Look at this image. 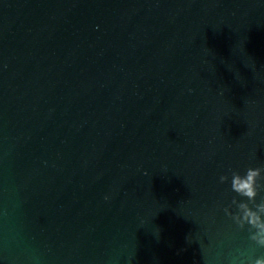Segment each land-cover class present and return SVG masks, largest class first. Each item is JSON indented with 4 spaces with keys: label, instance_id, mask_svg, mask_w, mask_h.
Returning <instances> with one entry per match:
<instances>
[{
    "label": "water",
    "instance_id": "1",
    "mask_svg": "<svg viewBox=\"0 0 264 264\" xmlns=\"http://www.w3.org/2000/svg\"><path fill=\"white\" fill-rule=\"evenodd\" d=\"M250 167L264 0H0V264H250Z\"/></svg>",
    "mask_w": 264,
    "mask_h": 264
},
{
    "label": "clouds",
    "instance_id": "2",
    "mask_svg": "<svg viewBox=\"0 0 264 264\" xmlns=\"http://www.w3.org/2000/svg\"><path fill=\"white\" fill-rule=\"evenodd\" d=\"M264 168H248L244 175L238 171H231V190L244 200H237L233 197L231 204L235 206V214L224 209L227 215L243 228L248 225L251 231L250 239L258 246L264 247V197L257 203V196L264 191ZM228 175H221V184L227 182ZM250 264H264V256H258L250 261Z\"/></svg>",
    "mask_w": 264,
    "mask_h": 264
}]
</instances>
